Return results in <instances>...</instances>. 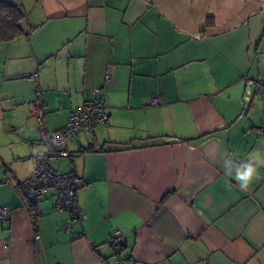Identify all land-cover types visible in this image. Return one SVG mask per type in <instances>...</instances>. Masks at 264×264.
Listing matches in <instances>:
<instances>
[{
	"label": "crops",
	"instance_id": "1",
	"mask_svg": "<svg viewBox=\"0 0 264 264\" xmlns=\"http://www.w3.org/2000/svg\"><path fill=\"white\" fill-rule=\"evenodd\" d=\"M4 1L24 34L0 42V264H264V0ZM94 88L108 123L49 161L86 220L65 233L50 190L35 226L28 105L59 131ZM243 163L258 173L247 190Z\"/></svg>",
	"mask_w": 264,
	"mask_h": 264
},
{
	"label": "built area",
	"instance_id": "2",
	"mask_svg": "<svg viewBox=\"0 0 264 264\" xmlns=\"http://www.w3.org/2000/svg\"><path fill=\"white\" fill-rule=\"evenodd\" d=\"M29 79L34 84V91L37 95L40 93L38 85V76L33 73ZM104 81L109 83L112 81L111 74L105 73ZM158 98H151L150 105H158ZM30 115L34 118L37 125L41 128L39 140L31 142L30 146L42 147L43 151L36 156L35 168L32 176L22 184V191L25 200L32 206H37L43 200L48 191H54V205L56 212L65 213L68 215L67 222L63 225V231L70 233L74 224L86 220V216L81 213L78 207L74 204L75 195L71 188L70 174H59L52 171L49 167L51 158L61 155H66L61 148L64 146L67 139L73 137L78 131H83L90 134L94 127L105 126L108 123L107 104L105 102L103 91L100 88H94L90 91V96L85 99L75 113L69 115L66 119L63 129L54 132L44 130L46 116L43 104L39 97H36L33 102L28 105ZM258 134L264 133V129H254ZM8 208L0 206V222L5 224L8 221ZM39 211H36V216L32 219L33 224L37 226ZM121 233L116 231L110 237L109 243L113 249L119 248L118 240ZM35 239H38L36 234ZM5 248H8L6 243ZM61 264V263H56ZM116 264H121V261L116 260Z\"/></svg>",
	"mask_w": 264,
	"mask_h": 264
},
{
	"label": "trees",
	"instance_id": "3",
	"mask_svg": "<svg viewBox=\"0 0 264 264\" xmlns=\"http://www.w3.org/2000/svg\"><path fill=\"white\" fill-rule=\"evenodd\" d=\"M23 18H24V13L19 6L15 4L7 3L4 0H0V42H8L24 34V31L20 26V23L23 20ZM62 148L61 151H63ZM71 186H72V176H71ZM71 188L73 189V187ZM28 206L31 211H34V213L32 214V219H33L36 216V211H37L36 207L30 204H28Z\"/></svg>",
	"mask_w": 264,
	"mask_h": 264
},
{
	"label": "clouds",
	"instance_id": "4",
	"mask_svg": "<svg viewBox=\"0 0 264 264\" xmlns=\"http://www.w3.org/2000/svg\"><path fill=\"white\" fill-rule=\"evenodd\" d=\"M257 174V167L253 163H243L236 168L233 178L239 183L242 190H247Z\"/></svg>",
	"mask_w": 264,
	"mask_h": 264
},
{
	"label": "rangeland",
	"instance_id": "5",
	"mask_svg": "<svg viewBox=\"0 0 264 264\" xmlns=\"http://www.w3.org/2000/svg\"><path fill=\"white\" fill-rule=\"evenodd\" d=\"M60 160H62V162L65 161V159H60ZM55 162H56L55 159H52V160L50 161V165L53 166Z\"/></svg>",
	"mask_w": 264,
	"mask_h": 264
}]
</instances>
